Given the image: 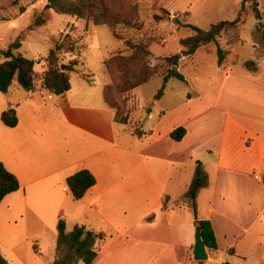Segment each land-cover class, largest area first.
<instances>
[{"label":"rangeland","instance_id":"1","mask_svg":"<svg viewBox=\"0 0 264 264\" xmlns=\"http://www.w3.org/2000/svg\"><path fill=\"white\" fill-rule=\"evenodd\" d=\"M242 1L136 0L135 24L130 27L117 26L115 31L121 37L118 39L106 25H96L91 21L46 9L44 0H0V48L18 40V51L34 61L36 72L33 90L26 91L15 83L7 92H0V113L14 108L19 117V129L30 132L31 138L34 137L32 131L37 129L34 138H40L41 141L36 144L35 139H32L31 142L33 148H39V162L44 168L55 167L64 155L83 158L103 148L110 154L112 161L116 160L115 163L120 155L133 157L135 152L148 145L149 129L159 118H165L168 123L177 118L185 119L188 113L193 116L199 111L196 109L201 107L206 109V113L194 119L195 121L192 120V125L206 122L207 132L213 134L222 122L219 106L242 103L241 92L232 86L235 81L240 82L237 76H241L239 71L245 69L244 62L254 61L251 66L259 68V73L264 76V0H257L260 18L255 17L251 2L246 1L236 30L224 31L217 38L218 45L228 51L221 65L217 64L215 43L199 47L192 55H184L180 40L192 35L194 31L183 24L207 29L214 22L232 20L238 14ZM20 7L25 8L22 13ZM38 18H42L43 22L34 25ZM69 40L75 43L74 50L70 49ZM59 41H63L64 47L57 63L70 75L71 85L68 93L63 96L50 94L41 86L48 51ZM139 41L148 42V63L152 66L166 65V57L177 55L176 71L182 73L185 80L170 78L159 99H154L162 85V78L159 76H154L125 93L123 97L126 99L125 108L129 119L126 124H122L114 120V110L102 98L103 86L111 81L103 61L115 54L129 55L131 49L128 43ZM68 66H73L74 70L67 71ZM227 71L229 74L225 77L224 73ZM66 97L73 102L72 110H68L63 102ZM188 99L192 100L190 104L186 103ZM98 104L103 107L101 111L97 109ZM150 110L152 116L146 118L145 115ZM160 110H164V116L160 115ZM62 116L79 126V130L73 131L67 142L62 141L57 125L63 119ZM140 129L145 133L138 137L133 132H140ZM11 131L13 128L0 120L2 152L6 149L2 145V139L9 141ZM63 133L61 130V134ZM191 167V164H186L180 169V174L178 166H175L170 173L173 181L164 185L158 195L168 194L172 197L174 194L175 198H183L186 192L184 181L190 178ZM60 184L59 188L65 186L69 190L65 180ZM51 192V203L31 204L44 218L42 220L39 216L42 223L38 224L39 221L34 219L27 228L23 222H18L11 226L14 239L0 237V255L10 264H48V260L50 264H57L62 260L68 262L70 258H75L68 239L59 240L58 222L61 218L55 215L58 204L64 197L57 192L55 182ZM208 198L210 191L202 190L199 193V207L204 212L209 209ZM148 203L154 204V198L149 197ZM137 210L136 208L134 213L128 211L125 218H136ZM65 211L68 214L70 212L69 209ZM67 216L65 222L61 221L65 225V234L70 236L78 224L71 215ZM151 217L149 213L146 221ZM231 259L232 262L228 258L212 256L209 261L206 259L201 263L264 264L258 251L245 258L233 256Z\"/></svg>","mask_w":264,"mask_h":264},{"label":"crops","instance_id":"2","mask_svg":"<svg viewBox=\"0 0 264 264\" xmlns=\"http://www.w3.org/2000/svg\"><path fill=\"white\" fill-rule=\"evenodd\" d=\"M239 73L240 82L235 81L232 87L241 92L242 103L219 106L222 122L216 132H207L206 122L192 125L194 119L206 113L202 107L193 116L188 113L185 119L168 123L159 118L149 129L148 145L133 157L120 155L116 163L103 148L83 158L64 155L55 167L44 168L39 162L40 150L31 142L41 141L34 138L37 129L31 138L30 132L19 129L17 117L12 137L9 141L2 139L6 149H0V162L18 178L20 187L0 202V237L14 239L11 226L18 222L27 228L34 219L42 223L40 218H44L31 204L51 203L55 182L57 192L64 197L55 217L65 222L71 215L78 225L103 235L94 244L98 256L92 264H199L192 256L199 219L210 221L216 239L217 249L206 248L208 261L214 256L232 262L233 256L245 258L255 251L264 260V76L259 68L241 69ZM228 74L229 71L224 76ZM63 102L68 110L73 109L69 98ZM97 109L101 111L103 107L98 104ZM163 111L160 110L162 116ZM151 116L150 110L145 117ZM57 125L65 142L79 130L78 124L67 117ZM177 127L185 129L178 141L170 137ZM61 130L66 132L61 134ZM139 133L134 134L140 137L145 132L140 129ZM186 164H191L192 169L190 178L184 181V197L169 195L171 201L164 208V195L158 192L173 181L172 169L178 166L181 174ZM80 169L89 170L95 184L80 199H74L69 190L63 189L65 186L59 185ZM198 169L202 185L196 191L194 212L186 198ZM202 190L210 191L207 212L199 207ZM149 197L154 198V204L149 205ZM136 208L137 217L126 219L128 211L134 213ZM149 213L152 217L146 221ZM75 264L85 263L77 260Z\"/></svg>","mask_w":264,"mask_h":264},{"label":"trees","instance_id":"3","mask_svg":"<svg viewBox=\"0 0 264 264\" xmlns=\"http://www.w3.org/2000/svg\"><path fill=\"white\" fill-rule=\"evenodd\" d=\"M46 9H52L59 14H66L78 19L91 21L96 25H106L110 28L113 36L120 39V35L115 31L119 25L127 27L135 24L137 11L136 0H44ZM246 1L251 2V8L256 18H260L257 0H243L238 14L232 20H220L212 23L207 29L195 25L183 24L189 26L194 33L182 38L180 44L183 48L184 55H192L195 51L206 44H216L217 64L221 65L226 57L227 50L220 47L217 38L227 30H236L241 20V11ZM22 13L25 8L20 7ZM42 18L35 20L34 25H40ZM264 38V30L262 31ZM74 42L69 40L68 45L73 49ZM131 53L129 55L115 54L103 61L104 68L109 75L110 83L103 86L102 97L107 106L114 110V120L118 123L126 124L129 119L128 112L125 108L126 99L123 95L130 90L148 82L152 77L159 76L162 78V85L154 95V99H159L167 81L170 78H176L184 81L182 73L172 69L177 65V55L166 57V65L152 66L148 63L150 56L149 44L145 41L128 43ZM63 41L56 42L48 51L46 57V70L41 77V86L49 93L61 95L70 90V75L64 72L58 65V56L63 49ZM20 42L13 41L5 48H0V92H7L8 88L15 83L26 91H31L35 87L36 72L34 70V61L23 56L18 49ZM254 61H245L244 67L248 71H256L252 65ZM67 71H73V66L66 67ZM1 122L9 127H14L18 123L17 114L14 108H8L0 113ZM140 134L139 132H134ZM185 133L183 127H177L170 132V137L174 140H180ZM194 184L188 192L189 204L196 212L195 195L198 188L201 187L202 181L199 177L200 169ZM66 183L74 199H80L85 192L95 184L94 175L87 169H80L66 178ZM20 187L18 178L8 171L0 162V202L9 193L18 190ZM169 201V195H164L162 199L163 207H166ZM197 226L201 229L202 239L206 248L217 249L216 239L212 225L207 219L196 220ZM65 225L63 221L58 222V236L60 241L68 239L69 248L75 255L68 262L62 260L57 264H75L81 260L85 264H92L97 258L98 253L94 244L101 240V233L93 232L83 225H76L70 236L64 232ZM0 264H10L0 255ZM201 264V262H199ZM221 264H231L222 262Z\"/></svg>","mask_w":264,"mask_h":264},{"label":"water","instance_id":"4","mask_svg":"<svg viewBox=\"0 0 264 264\" xmlns=\"http://www.w3.org/2000/svg\"><path fill=\"white\" fill-rule=\"evenodd\" d=\"M180 57V55H178ZM63 69V67H61ZM172 69L176 70L177 67L173 66ZM192 256L195 261L201 262L208 258L205 243L202 239L201 229L199 226L196 227L194 236V246L192 250Z\"/></svg>","mask_w":264,"mask_h":264},{"label":"built area","instance_id":"5","mask_svg":"<svg viewBox=\"0 0 264 264\" xmlns=\"http://www.w3.org/2000/svg\"><path fill=\"white\" fill-rule=\"evenodd\" d=\"M63 189H64V190H66V188H65V187H64Z\"/></svg>","mask_w":264,"mask_h":264}]
</instances>
